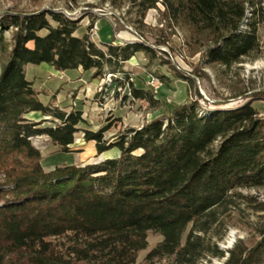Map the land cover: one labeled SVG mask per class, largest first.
<instances>
[{
	"label": "trees",
	"instance_id": "1",
	"mask_svg": "<svg viewBox=\"0 0 264 264\" xmlns=\"http://www.w3.org/2000/svg\"><path fill=\"white\" fill-rule=\"evenodd\" d=\"M254 2L162 4L192 38L211 43L205 64L230 66L258 49L255 24L247 18V5L260 4ZM79 23L51 10L0 15V56L6 54L0 71V264H137L150 232L163 240L147 259L198 264L209 249L224 257L196 232L216 222V212L232 205L237 191L264 188V115L252 106L261 99L214 109L193 100L111 142L103 141V130H83L96 156L112 149L118 155L45 171L30 139L46 136L66 153L82 113L43 105L25 78L26 65L93 71L103 80L100 91L128 86L134 100L159 102L135 88L123 68L136 53L150 57L152 49L137 42L107 44L103 51L87 35H75ZM10 28L8 43L3 33ZM31 112L50 117L54 126L28 121ZM228 254L223 264H264V228L253 244Z\"/></svg>",
	"mask_w": 264,
	"mask_h": 264
},
{
	"label": "rangeland",
	"instance_id": "2",
	"mask_svg": "<svg viewBox=\"0 0 264 264\" xmlns=\"http://www.w3.org/2000/svg\"><path fill=\"white\" fill-rule=\"evenodd\" d=\"M162 1L0 0V15L51 10L78 19L80 26L75 35H87L103 51L107 44L137 42L154 51L150 57L136 53L123 68L134 87L150 91L159 101L157 104L134 100L128 86L113 84L100 91L103 80L92 77L93 71L84 74L82 70L76 73L68 70L63 73L45 64L25 66V78L31 82L43 105L65 113H82L83 123L77 126L80 132L75 135L68 152L60 151L46 136L30 139L40 154L43 170L99 162L101 154L96 156L95 142L85 141L83 130H103V141L111 142L126 130L140 128L155 117L168 114L173 107L193 100L204 109H214L232 107L257 97L261 100L254 101L252 106L264 115V0H255L254 3L260 1V4L254 7L247 5V18L255 24L258 49L230 66L205 64L203 55L211 43L192 38L181 23L170 18ZM13 32L10 28L3 33L8 43ZM5 63L6 54L0 56V71ZM152 79L160 82L156 91L150 87ZM25 118L39 123V127L54 126L50 117L38 112L28 113ZM105 155L113 158L118 151L112 149ZM236 193L232 205L216 212V222L208 224L207 230L196 232L204 243L211 247L215 244L224 252V257H215L209 249L198 264H223L228 251L236 245L250 246L264 228V188ZM186 234L187 231L182 244ZM162 240V236L148 233L147 246L138 253L136 263L176 264L173 257L147 259Z\"/></svg>",
	"mask_w": 264,
	"mask_h": 264
},
{
	"label": "built area",
	"instance_id": "3",
	"mask_svg": "<svg viewBox=\"0 0 264 264\" xmlns=\"http://www.w3.org/2000/svg\"><path fill=\"white\" fill-rule=\"evenodd\" d=\"M107 79H109V76L107 77ZM160 86V82L157 79H152L150 82V87L152 88V90L156 91Z\"/></svg>",
	"mask_w": 264,
	"mask_h": 264
},
{
	"label": "crops",
	"instance_id": "4",
	"mask_svg": "<svg viewBox=\"0 0 264 264\" xmlns=\"http://www.w3.org/2000/svg\"><path fill=\"white\" fill-rule=\"evenodd\" d=\"M76 32H77V31H76ZM79 70H81V69L79 68L78 70H74V71H75V73H76V72H78ZM88 72H89V71H86V72H84V74H87ZM63 73H64V72H63ZM79 73H81V72H79ZM79 73H78V74H79ZM105 153H107V152H104V153H102V154L100 155V156H101V157H100V158H101L100 161H101V160H104V159H107V158H111V157H107V156L105 155Z\"/></svg>",
	"mask_w": 264,
	"mask_h": 264
}]
</instances>
